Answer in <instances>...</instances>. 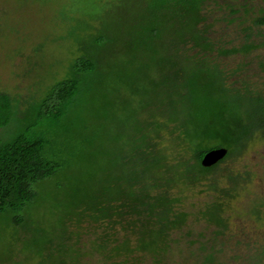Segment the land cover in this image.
Masks as SVG:
<instances>
[{"label":"rangeland","instance_id":"374dc122","mask_svg":"<svg viewBox=\"0 0 264 264\" xmlns=\"http://www.w3.org/2000/svg\"><path fill=\"white\" fill-rule=\"evenodd\" d=\"M134 2L139 0H0V91L13 93L16 90L20 96L19 89L26 91L25 84L28 89L46 94L65 78L74 77L73 65L78 58L99 56L102 59L103 50L99 49L97 38L103 32L114 36L123 33V25L125 29L140 25L138 19L134 22L129 19V14L131 18L145 14L137 7L133 8ZM244 6L253 8V17H256L264 10V0L202 1L201 13L206 20L199 26L207 31V37H211L215 51L199 54V47L192 48V41L183 47L188 55L198 59L195 61L203 67V77H208L209 69L217 65L226 74L232 89L236 88L245 96H264V44L250 53L240 51L228 55L220 52L226 44L229 49L245 45V31L251 23L245 18L237 20L243 14L232 15L231 8L243 11ZM116 9L121 10L120 15H128L127 21L115 16ZM257 32L262 37H257ZM250 33L257 37L258 43H264V26L261 30L254 28ZM143 38L151 47L168 48L166 41L152 40L145 34ZM149 50L146 56L151 62L163 54ZM98 52L102 54L98 55ZM143 71L149 76L150 87H153V77L163 73L161 68ZM106 75L110 77L108 72ZM177 78L184 81L183 77ZM81 80L83 84L85 78ZM110 80L105 78L102 96L106 101L116 95L112 93L114 88L109 85ZM130 90L124 87L118 92L123 94L128 105L137 100ZM30 94L27 93V98H13L15 105L10 111L9 124L0 128V136L15 139L35 121L48 133L53 151L62 157L63 168L59 176L35 186L37 197L28 204L23 224L14 222L13 212L0 213V264H154L155 252L137 250L131 255L122 251L116 256L111 251L116 244L128 239L135 248L143 233L159 226L158 218H149L153 211L147 206L142 208L141 216H136L122 208L121 202L113 203V222L107 219L93 221L88 216L89 200L99 194L100 188L112 186L117 192L122 186L120 158H112H116L115 151L122 149L120 136L129 134L123 126L113 129L114 132L105 130L106 152L103 154L96 148L99 159L94 162L89 157L95 151L94 144H88L93 128L88 129V125L104 118L103 122L114 127L120 119L118 112L123 108L108 106L99 110L104 115L99 119L89 117L86 96L81 105H75V109L63 118L61 125L49 129L47 119L44 120L46 117L41 118L36 111L43 97H30ZM120 96L117 95V99ZM249 104L246 99L238 109L244 113L250 111ZM92 106L97 110L98 107ZM189 112V108L180 107L173 115L186 131L194 127ZM245 117L248 116H240ZM65 120L72 122L69 129L64 126ZM215 120L219 123L218 118ZM164 132L153 133L155 139L148 149L149 153L154 151L152 154L167 156L162 164L164 167L157 170L162 173L159 177L164 178L150 192L161 197L166 195L172 200L168 205L173 208V214H186L177 226L169 227L165 222L162 235L165 244L169 245L167 259L172 257L173 264H208L207 259L211 256V264H264L263 133H258L249 142L244 153L223 162L208 176L209 181L190 186L177 182L173 173L165 174V169L177 165L179 159L194 162L193 146L179 141L176 138L179 133ZM155 209L156 213L162 211V204ZM117 213L122 216L118 217ZM108 237L111 241L106 243ZM101 244L105 249L100 248ZM107 246L109 249L106 250Z\"/></svg>","mask_w":264,"mask_h":264},{"label":"trees","instance_id":"16d2710c","mask_svg":"<svg viewBox=\"0 0 264 264\" xmlns=\"http://www.w3.org/2000/svg\"><path fill=\"white\" fill-rule=\"evenodd\" d=\"M202 1L204 0L134 2L136 5H133V8L137 7L145 14L134 18L129 14V19L133 22L138 19L141 21L140 25L138 27L131 25L130 29H125L123 25V33L114 36L103 32L97 38V43L101 46L99 49L103 50L102 59L99 56L78 58L73 65L74 77L65 78L46 94L41 95L38 90L28 89L25 84L26 91L19 89L21 97L16 90L13 93L0 91V128L9 124L10 111L15 105L13 98H27L28 92L31 93L30 97L37 95L43 97L36 111L41 118L46 117L44 120L47 119L49 129L61 125L63 118L75 109V105L77 107L81 105L86 96L89 117L99 119L102 115L99 110H105L108 106L117 108L118 105L123 108L118 112L120 119L116 121L114 127L103 122L104 118L98 123L95 121L91 126L88 125V129L93 128V136L88 137V144H94L95 151L89 155L94 162L99 159L96 148L101 149L103 154L106 152L103 136L105 130L114 132L113 129H120L123 126L125 131L129 132L124 137L119 135L122 149L115 151L113 155L116 158H112L113 160L120 158L119 169L122 173L119 175L123 177L120 179L123 184L117 192L112 186H103L95 197L97 199L90 197L88 216L93 221L107 219L113 222L112 217L115 215H112L114 211L112 204L121 202L122 208L135 213L136 216H141L144 213L142 208L147 206L148 210L153 211L149 218L156 217L161 223L156 219L159 226L143 233L135 248L131 245L133 242L130 239L116 244L114 249L111 248L116 256L122 251L135 255L137 250H147L155 252L154 264H173L172 257L170 260L167 259L169 245L165 244L162 235L166 228L165 222L169 227L177 226L178 222L184 220L186 214H173V208L168 205L172 200L166 195L161 197L150 192L151 188L159 186L160 180L164 178L159 177L162 173H158L157 170L164 167L162 164L167 158L165 154L160 156L152 154L154 151L148 152L152 145L151 141L155 139L153 133L159 134L165 130L179 133L176 137L179 141L192 144L194 162L179 159L177 165L165 169L167 172L165 174L173 173L177 182L182 181L190 186L209 181L208 176L217 171L229 157L244 153L250 145L249 142L258 133L262 132L264 136V96L261 94L245 96L236 88L232 89L228 86L226 74L221 72L217 65L209 69L208 77H203L204 69L195 61L198 59L185 52L187 50L183 45L189 44L190 41L194 43L192 48L199 47V54L215 51L211 37H207V31L199 26L206 20L201 13ZM231 8L232 15L243 14L237 20L245 18L251 23V27L245 31L246 42L242 48L229 49L227 47L229 44H226L225 49L220 52L230 55L240 51L250 53L252 49L260 48L264 43H258L257 37L262 35L257 32L255 37L250 31L254 28L261 30L264 26L262 14L264 10L260 11V15L253 17L255 15L253 8L244 6L243 11ZM120 11L116 9L115 16L127 21L128 15L122 16ZM147 13L149 15H146ZM144 34L152 40L166 41L168 48L161 50L151 47L149 42V45L145 44ZM149 49L163 54L154 57V61L151 62L146 56ZM102 53L98 52V55ZM146 61L149 64H143ZM152 68H161L163 73L153 77V87H150L152 83L148 84L149 76L145 75L143 69ZM107 72L110 77L106 75ZM177 77H183L184 81L178 80ZM81 78H85L83 84ZM105 78L111 79L108 83L114 88L112 93H116L114 98L108 101L102 96ZM124 87L131 88V93L137 97L136 103L128 105L123 94L118 93ZM117 95L121 96L117 99ZM98 99L99 103H96ZM246 99L250 101L251 107L250 111L246 110L244 113L238 106ZM92 105L98 107L97 110ZM180 107L190 109L188 116L192 114L194 127L187 131L180 127V122L173 117ZM242 114L248 117L240 118ZM216 118L219 119V123H216ZM34 123L35 121L21 134H17L15 139L0 136V213L13 212L14 222L18 225L25 222L27 206L37 197L35 186L59 176L63 168L62 157L53 151L54 146L48 138V133L43 130L42 125ZM64 126L69 129L72 122L65 120ZM221 148L228 150L223 160L209 167L203 165V159L209 151ZM159 204H162V211L156 213L155 208ZM217 208L220 209V206ZM117 216L122 215L117 213ZM109 237L106 243L111 241ZM100 248L105 249L102 244ZM77 257L82 256L77 254ZM207 260L208 264L213 262L211 256Z\"/></svg>","mask_w":264,"mask_h":264},{"label":"water","instance_id":"95a60500","mask_svg":"<svg viewBox=\"0 0 264 264\" xmlns=\"http://www.w3.org/2000/svg\"><path fill=\"white\" fill-rule=\"evenodd\" d=\"M227 154H228L227 149H224V148L213 149L205 155L203 159V165L207 167L212 166L218 163L219 161L223 160Z\"/></svg>","mask_w":264,"mask_h":264}]
</instances>
